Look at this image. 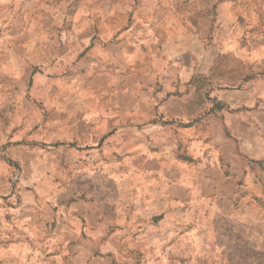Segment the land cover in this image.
I'll use <instances>...</instances> for the list:
<instances>
[{"label":"rangeland","instance_id":"374dc122","mask_svg":"<svg viewBox=\"0 0 264 264\" xmlns=\"http://www.w3.org/2000/svg\"><path fill=\"white\" fill-rule=\"evenodd\" d=\"M0 264H264V0H0Z\"/></svg>","mask_w":264,"mask_h":264}]
</instances>
